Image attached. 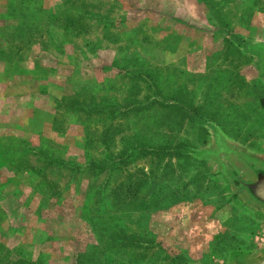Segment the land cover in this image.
Masks as SVG:
<instances>
[{
	"label": "rangeland",
	"instance_id": "1",
	"mask_svg": "<svg viewBox=\"0 0 264 264\" xmlns=\"http://www.w3.org/2000/svg\"><path fill=\"white\" fill-rule=\"evenodd\" d=\"M254 43L264 0H0V264L264 249V219L196 155L216 130L264 159Z\"/></svg>",
	"mask_w": 264,
	"mask_h": 264
},
{
	"label": "water",
	"instance_id": "2",
	"mask_svg": "<svg viewBox=\"0 0 264 264\" xmlns=\"http://www.w3.org/2000/svg\"><path fill=\"white\" fill-rule=\"evenodd\" d=\"M242 49L257 59L264 80V43L243 44ZM200 158L212 161L215 175L227 186L230 199L246 212L264 219V159L228 142L213 130V145L198 151ZM230 264H264V249L255 253H236Z\"/></svg>",
	"mask_w": 264,
	"mask_h": 264
},
{
	"label": "trees",
	"instance_id": "3",
	"mask_svg": "<svg viewBox=\"0 0 264 264\" xmlns=\"http://www.w3.org/2000/svg\"><path fill=\"white\" fill-rule=\"evenodd\" d=\"M146 75V74H145ZM145 75H143L144 77H146ZM59 104H61V103H59ZM65 106H66V108H69V109H73V110H81V108H80V105L78 104V103H76V102H73V101H70V102H68V103H65ZM177 110H179L180 109V107L178 106V105H175L174 106ZM178 147H181V145L180 144H178L177 146H176V148H178ZM153 152V153H152ZM149 154H154V155H156V156H172V157H177V156H180L178 153H175V151H172V148H170V147H167V146H162V147H156V148H154L153 149V151H151V153H149ZM60 163V164H62L61 162H59V161H49V163ZM118 238L120 239V240H122L123 241V243H126L125 241H133L134 240V237H132V236H127V235H125L124 233H121L119 236H118ZM127 244H129V243H126L125 245H127ZM124 245V246H125Z\"/></svg>",
	"mask_w": 264,
	"mask_h": 264
}]
</instances>
